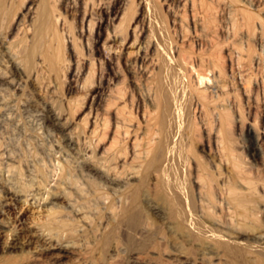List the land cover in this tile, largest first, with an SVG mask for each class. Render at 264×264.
Returning <instances> with one entry per match:
<instances>
[{
	"label": "rangeland",
	"instance_id": "rangeland-1",
	"mask_svg": "<svg viewBox=\"0 0 264 264\" xmlns=\"http://www.w3.org/2000/svg\"><path fill=\"white\" fill-rule=\"evenodd\" d=\"M57 32L62 71L46 61ZM180 51L191 68L167 63ZM0 69V219L36 241L28 262L73 264L109 238L110 264L127 239L134 264H264V0H0ZM161 78L185 112L180 201L143 150ZM56 240L66 254L45 251ZM12 255L0 264L27 261Z\"/></svg>",
	"mask_w": 264,
	"mask_h": 264
},
{
	"label": "bare ground",
	"instance_id": "bare-ground-1",
	"mask_svg": "<svg viewBox=\"0 0 264 264\" xmlns=\"http://www.w3.org/2000/svg\"><path fill=\"white\" fill-rule=\"evenodd\" d=\"M45 1H48V0H45ZM47 3V2H46ZM85 8V7H84ZM53 10L54 9H52V11L50 10V8L48 7V6H46V8H45V10L43 11V13H42V22L41 23H43V24H45V26L46 27H48V25L49 24H51L52 22H54L53 20L54 19H52L51 18V16H53ZM35 12V11H34ZM55 15V14H54ZM85 15V14H84ZM87 16H88V14H86ZM59 17H61V16H59ZM90 17V16H89ZM89 17H87V18H89ZM55 18V17H54ZM81 18H83V17H81ZM86 18V17H85ZM56 19V18H55ZM58 19L59 18H57V20H56V22L58 23ZM62 19V18H61ZM60 19V20H61ZM84 19V18H83ZM59 20V21H60ZM63 20V19H62ZM88 20V19H87ZM86 20V21H87ZM63 23V22H62ZM43 24H41V25H43ZM90 24H91V22H90ZM40 25V26H41ZM55 25H57V24H55ZM63 25H65V23L63 24ZM44 26V27H45ZM44 27H40L41 29H39L40 30V32H41V34H43V32H44V30H45V28ZM64 27V26H63ZM62 30V29H61ZM64 30V29H63ZM81 31V30H80ZM60 32V31H59ZM62 33V32H61ZM63 34V33H62ZM53 35V37H51L50 38V40L52 41H50L49 42V46H48V48H49V52H48V56L46 57V61L47 60H49L50 58H52V59H54V60H56L57 61V66L55 67V70H57L58 71V69H59V71L61 70H63V69H65V68H68V67H66V66H64L65 65V61H64V56H63V53H62V45H61V40H63V39H65L64 38V34L61 36V34L60 33H54V34H52ZM62 37H63V39H62ZM55 45H57V46H55ZM73 49V48H72ZM8 56V55H7ZM11 56V55H10ZM52 56V57H51ZM11 58V57H10ZM13 59V58H12ZM173 59V58H172ZM192 58L190 57V56H188L186 53H184L183 51H180V53H178V56H176V58H174L173 60H171V59H169V58H167L166 59V61H167V63H175L176 65H178L177 67H182V69H187V68H191V63L192 62H190V60H191ZM217 58H215L214 59V61L216 60ZM165 61V62H166ZM192 61V60H191ZM213 61V62H214ZM193 64V63H192ZM170 65V64H169ZM69 66V65H68ZM78 69V68H77ZM178 69V68H177ZM192 69H193V67H192ZM1 70V69H0ZM179 70H181V68L179 69ZM77 70H75V72H76ZM7 74V73H6ZM79 75V74H78ZM196 76H197V78H196V81L198 82V84H200V85H202V86H204L203 84L204 83H206L207 82V80L209 81V78H207L206 76H205V74L204 73H200V72H196ZM211 80V79H210ZM208 83V82H207ZM161 85H162V87L160 88L161 89V92L162 93H160V99H159V96H158V102H157V110L155 111V115L154 114H152V115H154V116H152L151 117V119L149 120V125H150V128H152V129H149V130H152V132L150 131V132H148V134H149V136H150V139L148 140V139H146V140H148L149 142H147L146 141V143L145 144H148L147 146H150V147H147L146 145V147L145 148H143V150L144 149H147V150H149V151H145V153L144 154H146V152H148L147 154H148V156H149V153H153L152 154V159H156V160H158V162H159V165H160V170L161 171H163L164 172V181H163V179H162V182H164V190L165 191H170V193H172V195L176 198V200H178V201H180L181 200V198H182V191L184 190V181H182V178H183V176L181 175V172H180V170L179 169H181V164L183 163V154H184V147H183V140H182V138H181V136L179 135V133H176V131H175V127L177 126V128H183L184 127V125H185V122H186V119L184 118L185 117V112H181L180 113V111L179 110H177L178 109V107H177V109L173 106V103H172V99H173V92L171 91V89H167V86H166V81L164 80V78H161ZM206 88V87H205ZM204 88V90H201L200 89V87H192V95H194L195 96V98H196V100L198 101V105L200 104L201 106L203 105L204 106V108H205V106H207L208 104H212L213 102H214V99H212V97L209 95L210 94V91L208 90H206ZM214 97V96H213ZM4 99H6V98H4ZM215 103V102H214ZM7 105V104H6ZM8 107V106H7ZM162 108V110H163V112H162V114L160 115V113H158L157 114V112H159V109H161ZM1 109V108H0ZM118 113H119V111H118ZM130 122H132V121H130ZM220 122H221V125L223 126L224 124H223V116H222V114L220 115ZM120 126V125H119ZM128 126L130 127V123L128 124ZM118 127V126H117ZM116 127V128H117ZM122 127H123V125H121V127H119L121 130H122ZM125 127H127V126H124L123 128H125ZM128 127V128H129ZM128 128H125V130H126V132H128L129 130H130V128H129V130L127 131V129ZM147 128H149L148 126H147ZM120 129H118V130H120ZM134 129V128H133ZM137 129V128H136ZM118 130H116L117 132H120V131H118ZM133 131V130H132ZM117 132H116V135H119V134H117ZM124 132V131H123ZM220 132H221V130H219V134H220ZM130 132H128V133H123V135H126V138H127V136H129V135H127V134H129ZM122 134V133H121ZM120 134V135H121ZM133 134H135V133H133ZM133 134H131V135H133ZM119 135V136H120ZM158 135H160L159 136V139H158V145H155V143L154 142H156L157 140H155V137L157 136L158 137ZM135 136V135H134ZM124 137V136H123ZM130 137V136H129ZM133 137V136H132ZM148 137V136H147ZM156 137V138H157ZM117 138V137H116ZM116 138H114V140L116 141ZM149 138V137H148ZM101 139V138H100ZM137 138H135V140H136ZM132 140V139H131ZM133 141V140H132ZM114 141L112 140V143H113ZM117 142V141H116ZM135 142V141H134ZM136 142H138L137 140H136ZM27 143V142H26ZM136 144V143H135ZM135 146V145H134ZM135 148H137V146L135 147ZM142 150V152H144ZM141 151V150H140ZM141 153V152H140ZM147 154H146V156H147ZM16 155V154H15ZM9 156V155H8ZM16 156H18V155H16ZM15 156V157H16ZM137 156V155H136ZM146 158H149V157H146ZM1 159V158H0ZM87 165V164H86ZM90 165V164H89ZM88 165V166H89ZM95 168V167H94ZM7 169V168H6ZM10 169V168H9ZM11 171V170H10ZM134 171V170H133ZM137 171V170H136ZM160 173V172H159ZM170 174H173L174 176H175V178H177L178 176H181L180 178V180L182 181L181 183V185L180 184H175V181L176 180H174V183L172 182L173 180L172 179H174V178H172L171 180H170V178H171V176H170ZM165 175H166V177H165ZM172 175V176H173ZM6 176H8V174L6 175ZM8 178V177H7ZM18 178V177H17ZM134 178V177H133ZM178 179V178H177ZM160 180H161V178H160ZM179 180V179H178ZM8 181V180H7ZM197 181V180H196ZM16 182V181H15ZM14 182V183H15ZM161 182V183H162ZM59 183V182H58ZM60 184V183H59ZM15 185V184H14ZM60 185H62V184H60ZM162 185V184H161ZM163 187V186H162ZM11 190H12V188H10ZM18 189V188H17ZM58 189V188H57ZM14 190V189H13ZM12 190V191H13ZM10 191V190H9ZM38 192V191H37ZM6 193V192H5ZM27 193H29V192H27ZM33 193V192H32ZM57 193V192H56ZM56 193H55V195H56ZM62 193V192H61ZM18 194V193H17ZM42 194V193H41ZM19 195V194H18ZM21 195V194H20ZM23 195V194H22ZM60 195V194H59ZM25 196V195H24ZM28 196V195H27ZM14 197V196H13ZM9 198V197H8ZM30 198V197H29ZM37 198V197H36ZM63 198V197H62ZM14 199H15V197H14ZM17 199V198H16ZM15 199V200H16ZM38 199V198H37ZM49 199V198H48ZM54 199V198H53ZM7 200V199H6ZM13 200V199H12ZM22 200H23V198H22ZM21 200V201H22ZM46 200V199H45ZM50 200V199H49ZM51 202H52V198H51ZM50 202V203H51ZM55 202V201H54ZM53 202V203H54ZM26 203V202H25ZM42 203H43V201H42ZM57 203V202H56ZM59 204V203H58ZM56 205V204H55ZM7 206V205H6ZM5 206V207H6ZM46 207V206H45ZM55 208V207H54ZM53 208V209H54ZM57 208V207H56ZM6 211V210H5ZM76 212V211H75ZM81 212V211H80ZM4 213V212H3ZM48 213H49V211H48ZM77 213V212H76ZM2 214V213H1ZM50 214V213H49ZM3 215V214H2ZM48 215V214H47ZM51 215V214H50ZM132 214H131V212H129L128 214H127V216L128 217H130ZM15 223V222H14ZM20 223V222H19ZM8 224H5V222L2 220V219H0V253H3V254H7L8 256L10 255V256H13L12 254H18V256H23V255H25V258H27V261L25 262V261H22V262H25V263H21V264H35V263H33V262H28L29 260H28V258L29 257H31V256H33V255H31V256H29L30 255V251H27V249L30 247L31 248V246H33L34 244H35V240H32L33 239V237H32V239H30L29 237H27V238H29V239H24L23 237H21L17 232H16V230L17 229H10V227H8L7 226ZM24 228V227H23ZM20 229V228H19ZM22 229V228H21ZM27 229V228H26ZM28 230V229H27ZM41 230V229H40ZM25 231V230H24ZM21 233V232H20ZM38 233V232H37ZM23 234V233H22ZM49 234V233H48ZM31 235V234H30ZM33 235V234H32ZM50 235V234H49ZM29 236V235H28ZM34 236H36V235H34ZM38 236V235H37ZM44 236H46V235H44ZM52 236V235H51ZM42 238V237H41ZM53 238V237H52ZM55 239V238H54ZM54 239H52V240H54ZM137 240V239H136ZM64 241V240H63ZM52 241H50V243H45L46 244V246L45 245H42V246H45V251L47 252V251H53V250H57V251H59V253L61 252V253H67V247L68 246H65V244H62V241L61 242H57V240L55 241L56 243H54V241H53V243H51ZM72 242H74V241H72ZM126 242V244H125V247H126V249L125 250H127V254H125V255H127V256H125V257H122V258H120L121 256V253H118L116 250V252L119 254V258H118V260H115V261H117L116 263H114V264H134L135 263V261L133 262V260H132V258L134 257V256H132L131 254H130V252L133 250V249H135V248H138V247H140V246H142L143 245V243H141V242H138V240L137 241H135V239H127V241H125ZM44 243V242H43ZM66 243V242H65ZM70 243V242H69ZM76 242H74V244H75ZM41 244V243H40ZM79 244V243H78ZM84 244V243H83ZM112 244V241H111V239H109V238H105V239H103V241H101L100 243H99V246H100V251H98V253L96 252V253H94V252H85V254H82V255H84V256H81L80 254V256H74L75 258H73L72 260V262H73V264H110V260L111 259H113V257L111 256V255H109V247H111L110 245ZM68 245H70V244H68ZM80 245H81V242H80ZM35 246V245H34ZM37 246V245H36ZM72 246V245H71ZM77 246H79V245H77ZM83 246V245H82ZM124 247V248H125ZM39 248V247H38ZM38 248H35V250L36 249H38ZM68 248H70V246L68 247ZM83 249V248H82ZM131 249V250H130ZM29 250V249H28ZM41 250V249H40ZM123 250V249H122ZM37 251V250H36ZM111 251V250H110ZM119 251V250H118ZM28 252H30V253H28ZM32 252H33V250H32ZM40 252V251H39ZM69 252V251H68ZM121 252V251H120ZM124 252V251H123ZM135 252V251H134ZM134 252H133V254H134ZM43 253V252H42ZM112 253H113V251H112ZM29 254V255H28ZM32 254H34V253H32ZM54 254V253H53ZM77 254V253H76ZM55 255V254H54ZM68 255V254H67ZM9 256V257H10ZM29 256V257H28ZM36 256V255H35ZM57 256V255H56ZM115 256V255H114ZM3 257V256H2ZM24 257V256H23ZM58 257V256H57ZM57 257H55V258H57ZM63 257H66V255H63ZM177 257V256H176ZM175 257V258H176ZM1 258V257H0ZM6 258V257H5ZM18 258V257H17ZM68 258V257H67ZM135 258V257H134ZM175 258H173V257H170V258H168L167 259V264H172V261H174L176 264H190L191 262H189L188 260L189 259H187L186 257H184L185 259H183V258H180V259H175ZM178 258H179V256H178ZM18 259H20V258H18ZM21 259H23V258H21ZM32 259V258H31ZM36 259V258H35ZM35 259H33V261L35 260ZM50 259V258H49ZM58 259V258H57ZM11 260H14V259H11ZM56 260V259H55ZM4 261V260H3ZM15 261H17V260H15ZM15 261H13V262H10V263H8V264H14V262ZM31 261V260H30ZM36 261V260H35ZM58 261V260H57ZM193 261V260H192ZM201 261V260H200ZM4 262H6V261H4ZM9 262V261H8ZM20 260H18L17 261V264H20ZM137 262V261H136ZM2 263V262H1ZM67 263V262H66ZM152 263V261L150 262V264ZM194 264H195V261L193 262ZM203 263V262H202ZM7 264V263H6ZM39 264V263H38ZM160 264V263H159ZM161 264H165L164 262H162Z\"/></svg>",
	"mask_w": 264,
	"mask_h": 264
}]
</instances>
